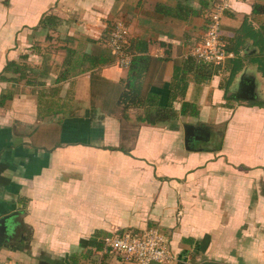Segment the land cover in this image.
<instances>
[{
	"label": "crops",
	"instance_id": "0c3cea01",
	"mask_svg": "<svg viewBox=\"0 0 264 264\" xmlns=\"http://www.w3.org/2000/svg\"><path fill=\"white\" fill-rule=\"evenodd\" d=\"M210 3L0 0V99L12 94L0 105V218L20 211L24 224L0 264H130L102 238L148 229L166 235L173 264H264V78L253 36L264 38V0H229L221 38L235 58L221 71L191 55ZM50 15L60 26L40 25ZM118 19L129 29L127 69L107 42ZM11 62L20 67L6 72ZM178 67L189 84L173 102ZM132 75L142 94L133 106L121 103ZM169 105L175 117L144 122L130 141L133 112ZM186 124L200 131L188 145Z\"/></svg>",
	"mask_w": 264,
	"mask_h": 264
},
{
	"label": "built area",
	"instance_id": "2783aa9c",
	"mask_svg": "<svg viewBox=\"0 0 264 264\" xmlns=\"http://www.w3.org/2000/svg\"><path fill=\"white\" fill-rule=\"evenodd\" d=\"M229 0H211L210 17L203 42L194 48L192 57L212 64L219 71L235 58V54L223 47L221 38L222 20L229 10ZM128 26L118 19L114 22L107 40L112 55L121 68L132 65L128 50ZM105 251L121 255L130 264H173L176 257L169 250L168 239L158 229H148L141 235H108L102 238Z\"/></svg>",
	"mask_w": 264,
	"mask_h": 264
},
{
	"label": "trees",
	"instance_id": "16d2710c",
	"mask_svg": "<svg viewBox=\"0 0 264 264\" xmlns=\"http://www.w3.org/2000/svg\"><path fill=\"white\" fill-rule=\"evenodd\" d=\"M257 11V9H255V12ZM52 20H55V17L53 16H48L46 18H44L41 21V26L42 27H47L48 25H51L50 22ZM260 33H256L253 32V36L255 38V43L256 45H258V47L260 48V53L258 55V57L254 60L255 64H257L258 66V71L259 73H261L262 77L264 78V38ZM241 39H239L240 43H243L242 41V37H240ZM108 40V39H107ZM20 67L19 65L15 64V63H9L5 69L6 72H14V68H18ZM16 71V70H15ZM237 68L233 70V72L230 75V79H229V84L232 83L233 79L235 78L236 74H237ZM17 72V71H16ZM187 72V70L183 69V67H178L176 68V72H175V76H174V82L176 83V88L179 90V92L172 90V95L170 97V101H176L179 98V95L181 94L182 97L185 95V91L188 87L189 81L187 80V77L185 76V73ZM132 78V89L129 92H126L121 99V103L122 104H126L128 103V105H137L140 102H138V99L141 97L142 98V94H141V90H140V86H139V82L136 79H134L133 75L131 76ZM139 78V77H138ZM3 80H7V81H12V79H9L7 77H2ZM135 82V83H134ZM174 85H171V88H173ZM12 98V94L11 93H6L3 94L1 99H0V105H3L7 100ZM152 100H158L157 97L155 95H151L149 94L147 96V103H152ZM192 107L191 104H184L183 108H182V114L185 115L186 113V109ZM171 107L170 105L167 108H159L157 110H154L153 112L150 111V113L146 114L144 116V118H140V120L142 122L148 123L150 125H156L159 122H165L173 117H175L176 115L174 114V112L171 111ZM193 114H197V110L194 109L193 110Z\"/></svg>",
	"mask_w": 264,
	"mask_h": 264
},
{
	"label": "water",
	"instance_id": "95a60500",
	"mask_svg": "<svg viewBox=\"0 0 264 264\" xmlns=\"http://www.w3.org/2000/svg\"><path fill=\"white\" fill-rule=\"evenodd\" d=\"M186 144L198 139L200 131L197 127L186 124L184 126ZM22 212L15 211L0 218V249L9 248L11 241L17 238L20 228H23ZM200 264H223L213 261H204Z\"/></svg>",
	"mask_w": 264,
	"mask_h": 264
},
{
	"label": "rangeland",
	"instance_id": "374dc122",
	"mask_svg": "<svg viewBox=\"0 0 264 264\" xmlns=\"http://www.w3.org/2000/svg\"><path fill=\"white\" fill-rule=\"evenodd\" d=\"M53 17H55V20H52L51 22H50V24L51 25H48V26H50L51 28H56V27H58V26H60V19L58 18V17H56V16H54L53 15ZM122 20V19H121ZM124 21V20H123ZM125 22V21H124ZM49 34L50 33H48V34H41L40 36H38V39L39 40H44V39H46L47 38V35L49 36ZM53 35V37H52V39H58V38H60L59 36H63L61 33H59L58 31H55V33L54 34H52ZM109 36H110V33H109ZM51 39V40H52ZM58 40H60V39H58ZM116 63H117V61H116ZM118 64V63H117ZM144 113V114H143ZM147 112H142V111H138V112H133V114H132V116H133V118H132V120H134V121H132V123L130 124V126H129V129H128V131H127V135L130 137V141L131 140H133L134 138H135V136H136V134H137V132H138V128L141 126V124H143L144 122H142L141 120H140V118H144V116H145V114H146ZM150 113V112H149Z\"/></svg>",
	"mask_w": 264,
	"mask_h": 264
},
{
	"label": "flooded vegetation",
	"instance_id": "af4514ba",
	"mask_svg": "<svg viewBox=\"0 0 264 264\" xmlns=\"http://www.w3.org/2000/svg\"><path fill=\"white\" fill-rule=\"evenodd\" d=\"M244 89V88H243ZM248 91H250V88L248 89V87H245V91H244V93H245V95L248 93ZM190 144V143H189ZM196 145H198V143H196Z\"/></svg>",
	"mask_w": 264,
	"mask_h": 264
}]
</instances>
